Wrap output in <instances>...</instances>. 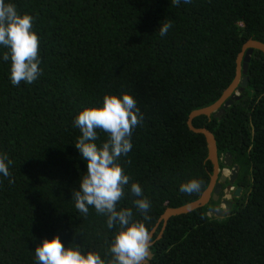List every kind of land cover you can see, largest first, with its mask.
I'll return each instance as SVG.
<instances>
[{
	"label": "trees",
	"instance_id": "1",
	"mask_svg": "<svg viewBox=\"0 0 264 264\" xmlns=\"http://www.w3.org/2000/svg\"><path fill=\"white\" fill-rule=\"evenodd\" d=\"M33 17L41 75L13 86L0 60V153L12 161L0 176V264H36L34 248L59 235L111 260L115 229L89 208L74 206L72 190L86 170L73 124L104 93L131 94L142 114L133 147L118 163L150 201V219L133 207L125 186L117 207H131L151 232L167 207L199 198L213 167L202 134L187 126L191 111L213 104L233 81L247 40L264 43V0H6ZM171 22L166 36L160 23ZM2 51V50H0ZM247 86L220 118L198 116L218 154L239 167L242 198L223 217L213 204L171 217L152 236L149 264H264V54L254 50ZM98 145L107 139L99 131ZM227 172V170L225 171ZM11 179L12 182H9ZM201 182L192 194L179 186ZM220 195H223L221 192Z\"/></svg>",
	"mask_w": 264,
	"mask_h": 264
},
{
	"label": "clouds",
	"instance_id": "2",
	"mask_svg": "<svg viewBox=\"0 0 264 264\" xmlns=\"http://www.w3.org/2000/svg\"><path fill=\"white\" fill-rule=\"evenodd\" d=\"M171 2L178 6L191 0ZM171 27L170 21L160 23L159 35L166 36ZM0 50V60L7 62L8 78L13 86H19L22 81L31 84L41 75L39 38L33 30V17L19 13L6 0H0ZM142 119L135 98L128 93H104L101 100L80 110L73 119L80 132L74 145L86 162V170L78 179V188L72 190L71 199L80 213L86 216L93 207L106 218L107 228L115 229L109 244L111 260L105 261L98 252L87 251L73 242L65 245L59 235H52L35 245L36 264H146L153 243L148 227L134 218L133 208L117 207L125 196V186H129L135 197L133 207L144 221L150 219V201L138 183L129 185L130 178L118 163L132 149L131 134ZM98 130L107 134V139L99 145ZM11 163L7 154L0 153V176L10 177ZM200 187L198 179H190L181 183L179 189L192 194Z\"/></svg>",
	"mask_w": 264,
	"mask_h": 264
},
{
	"label": "water",
	"instance_id": "3",
	"mask_svg": "<svg viewBox=\"0 0 264 264\" xmlns=\"http://www.w3.org/2000/svg\"><path fill=\"white\" fill-rule=\"evenodd\" d=\"M254 50H258L264 54V43L257 40H247L243 44L242 49L236 58L235 77L230 85L223 91L219 99L211 105L191 111L188 115L187 126L189 130L194 133L202 134L205 138L207 145L206 159L211 162L213 171L210 176L208 187L201 193L199 198L178 207H167L164 210L158 218L156 225L150 232L153 236L156 227L161 224V229L156 239L161 238L167 222L171 217L188 214L195 209L205 206L210 200L216 202V204L210 209V212L215 216L223 217L226 212H229L232 209V200L220 198V194L222 192L223 184L228 183L234 185L236 183L238 166L233 164L232 155L229 152L224 153L222 157L221 154H218L216 139L210 130L206 127L196 128L192 124V121L198 116H213L220 118L224 111L232 105L235 100L241 97L242 92L247 86L248 77L246 76V73L248 63ZM220 165L223 166L222 170L220 169ZM225 170H227L228 173H225ZM241 191L242 187L237 186L232 192V197H240ZM151 258L152 253L149 251L146 264H149Z\"/></svg>",
	"mask_w": 264,
	"mask_h": 264
},
{
	"label": "flooded vegetation",
	"instance_id": "4",
	"mask_svg": "<svg viewBox=\"0 0 264 264\" xmlns=\"http://www.w3.org/2000/svg\"><path fill=\"white\" fill-rule=\"evenodd\" d=\"M233 164L237 165L236 163H233ZM237 166H238V165H237ZM220 169H221V170L223 169V166H222V165H220ZM220 173H221V172H220ZM238 182H239V167H238V171H237V179H236V183H235L234 185H232V186L234 187V189H235L237 186H240ZM229 186H231V185L228 184V183L223 184V185H222V192H223V190H224L225 188H227V187H229ZM241 187H242V191H241L240 197H232V193H231L229 197H226V198H225V199H231V200H232V202H233L232 209H233V207L235 206V204L237 203L236 199L242 198L243 193L245 192V187H243V186H241ZM222 196H223V195H220V198H221ZM217 204H218V203H217ZM213 205H215V204H213ZM226 213H227V212H226Z\"/></svg>",
	"mask_w": 264,
	"mask_h": 264
},
{
	"label": "built area",
	"instance_id": "5",
	"mask_svg": "<svg viewBox=\"0 0 264 264\" xmlns=\"http://www.w3.org/2000/svg\"><path fill=\"white\" fill-rule=\"evenodd\" d=\"M223 154H221L222 157ZM234 187L231 185L223 190V196L221 198L225 199L226 197H229L230 194L233 192Z\"/></svg>",
	"mask_w": 264,
	"mask_h": 264
},
{
	"label": "rangeland",
	"instance_id": "6",
	"mask_svg": "<svg viewBox=\"0 0 264 264\" xmlns=\"http://www.w3.org/2000/svg\"><path fill=\"white\" fill-rule=\"evenodd\" d=\"M226 171V170H225ZM225 173H228V171L227 172H225ZM209 214H211V212H209Z\"/></svg>",
	"mask_w": 264,
	"mask_h": 264
}]
</instances>
